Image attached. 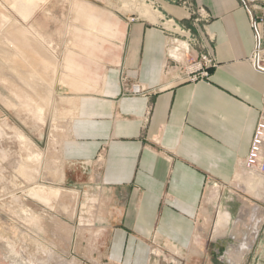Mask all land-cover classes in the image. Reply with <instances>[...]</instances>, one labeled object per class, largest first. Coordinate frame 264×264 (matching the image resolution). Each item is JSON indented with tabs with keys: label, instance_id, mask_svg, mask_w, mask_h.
I'll return each instance as SVG.
<instances>
[{
	"label": "crops",
	"instance_id": "0c3cea01",
	"mask_svg": "<svg viewBox=\"0 0 264 264\" xmlns=\"http://www.w3.org/2000/svg\"><path fill=\"white\" fill-rule=\"evenodd\" d=\"M144 3L160 15L158 22L137 8L107 9L119 25L112 34L107 19L104 33L118 42L95 79L94 43L65 57L71 73L58 84L84 90L72 96L60 145L65 182L98 180L101 196V223L79 242L72 236L70 249L85 264H214L204 249L225 247L227 239L208 235L212 217L229 211L223 231L230 226L237 241L244 239L231 211L242 187L254 183L245 162L264 113V72L251 61V17L241 0ZM251 9L264 17V0ZM207 50L215 60L209 78L191 81L185 63ZM133 84L142 91L129 93ZM255 236L254 229L231 263L255 250Z\"/></svg>",
	"mask_w": 264,
	"mask_h": 264
},
{
	"label": "rangeland",
	"instance_id": "374dc122",
	"mask_svg": "<svg viewBox=\"0 0 264 264\" xmlns=\"http://www.w3.org/2000/svg\"><path fill=\"white\" fill-rule=\"evenodd\" d=\"M143 1L0 0V264H12L10 259L20 264H85L70 249L71 239L79 242L101 223V196L98 180L89 186L79 180L65 182L60 145L73 113L72 96L84 90L62 82L55 91V74L58 78L70 75L66 55L91 42L97 54L91 64L95 79L118 42L104 33L107 19L113 25L112 34L119 25L117 16L110 18L107 9L123 6L136 11ZM92 14L97 17L93 19ZM36 48L41 50L35 62L31 49ZM251 176L254 183L242 187L239 200L233 202L236 214L231 211L232 224L242 227L245 238L238 242L230 226L216 232L217 218L212 217L208 235L227 239L225 247L204 249L214 264H235L231 261H238L254 229L257 244L250 249L252 258L242 263L249 250L238 264H264V176ZM239 212L243 215L238 219Z\"/></svg>",
	"mask_w": 264,
	"mask_h": 264
},
{
	"label": "built area",
	"instance_id": "2783aa9c",
	"mask_svg": "<svg viewBox=\"0 0 264 264\" xmlns=\"http://www.w3.org/2000/svg\"><path fill=\"white\" fill-rule=\"evenodd\" d=\"M256 0H241L243 6L251 17V26L255 37V48L251 56V61L255 70L264 72V17H255L251 9V3ZM200 16L204 20H209V14L203 8L198 9ZM170 22L177 28L182 30V26L175 23L172 19ZM215 60L207 50L200 55L198 59L191 58L185 63V69L190 75L191 81L199 79H207L210 76L209 69L213 67ZM129 93L138 94L142 91L139 84H133L127 88ZM245 169L251 175L264 176V113L261 116L253 138V142L245 162ZM232 195V194H231ZM233 196V197H232ZM231 200L234 199V195Z\"/></svg>",
	"mask_w": 264,
	"mask_h": 264
},
{
	"label": "bare ground",
	"instance_id": "6f19581e",
	"mask_svg": "<svg viewBox=\"0 0 264 264\" xmlns=\"http://www.w3.org/2000/svg\"><path fill=\"white\" fill-rule=\"evenodd\" d=\"M142 3V2H141ZM140 7V6H139ZM139 11H140V13L143 15V16H146V17H148L151 21H153V22H158L159 21V18H160V15L159 14H157V12H155V11H153L152 10V8H151V6L150 5H148V4H144V2H143V4H142V6L139 8ZM29 39V38H28ZM33 41V40H32ZM31 41V42H32ZM30 42V41H29ZM28 42V43H29ZM27 44V43H26ZM30 44V43H29ZM32 45V44H31ZM27 46H29V45H27ZM33 46H34V44H33ZM31 47V46H30ZM29 47V48H30ZM25 48V47H24ZM31 48H33V47H31ZM40 49V48H39ZM39 49H31V52L33 53L31 56H32V58H33V60H34V58H40L39 57ZM41 50V49H40ZM30 52V51H29ZM45 52H43L42 54H44ZM28 54V53H27ZM41 54V53H40ZM41 56V55H40ZM47 59H49V58H47ZM46 59V60H47ZM29 60V59H28ZM32 59L30 60V62L31 61H33ZM37 60V59H36ZM39 60L40 59H38L37 60V62H39ZM35 61V60H34ZM33 61V62H34ZM41 61V60H40ZM2 62V61H1ZM30 62H28V63H30ZM36 62V61H35ZM34 62V63H35ZM43 62V61H42ZM42 62H39V63H41V65H42ZM45 62V61H44ZM23 62H21V64H22ZM47 63H48V60H47ZM54 63H56V62H54ZM18 64V63H17ZM23 64H25L26 65V62L25 63H23ZM22 64V65H23ZM38 64V63H37ZM32 65V64H31ZM34 66V68H35V70L37 69L36 67V64H33ZM41 65H39V66H41ZM47 65V64H46ZM45 65V66H46ZM50 66H51V64H49ZM17 66H20V68H23L20 64H18ZM43 66V65H42ZM48 66V65H47ZM49 66V67H50ZM48 67V68H49ZM57 67V66H56ZM59 67H60V65H59ZM19 68V67H18ZM19 68V69H20ZM25 68H27V65H26V67ZM30 68V67H29ZM28 68V69H29ZM39 68V67H38ZM47 69V68H46ZM45 69V70H46ZM21 70V69H20ZM19 70V71H20ZM30 70V69H29ZM33 70V69H32ZM38 70H40V69H38ZM42 70V69H41ZM44 71V70H43ZM22 72H26L25 71V69L24 70H22ZM57 72H58V70H57ZM35 73H38L37 71L35 72ZM57 74V73H56ZM55 74V83H54V89H55V91H56V89H57V85H58V81H59V76L58 75H56ZM53 110V109H52ZM21 134V137L22 138H24V139H26V140H29L23 133H20ZM36 156H39V155H36ZM253 182V181H252ZM249 183V182H248ZM16 210H18V209H16ZM219 215L217 216L218 218H217V220H216V232H219V233H221L226 227H227V225H228V223H229V221H230V218H231V216H230V213L228 212V211H221L220 213H218ZM8 217V216H7ZM24 227V226H23ZM254 234H255V232H254ZM256 237V236H255ZM254 238V237H253ZM252 238V239H253ZM245 245V244H244ZM243 245V246H244ZM247 245V244H246ZM245 247V246H244ZM249 248L251 247V245L250 246H248ZM243 248V247H242ZM246 248V247H245ZM247 249V248H246ZM43 251V250H42ZM6 252V251H5ZM8 252H9V250H8ZM7 252V253H8ZM11 254V253H10ZM242 254V253H241ZM9 255V254H8ZM7 255V256H8ZM12 256V255H11ZM9 257V256H8ZM16 259V258H15ZM10 261H11V263L12 264H20L19 262H17V261H14L13 259H10ZM22 263V262H21Z\"/></svg>",
	"mask_w": 264,
	"mask_h": 264
}]
</instances>
